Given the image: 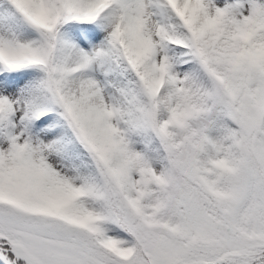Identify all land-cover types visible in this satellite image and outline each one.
Segmentation results:
<instances>
[{
	"label": "snow or ice",
	"instance_id": "6c2138e0",
	"mask_svg": "<svg viewBox=\"0 0 264 264\" xmlns=\"http://www.w3.org/2000/svg\"><path fill=\"white\" fill-rule=\"evenodd\" d=\"M0 264H264V0H0Z\"/></svg>",
	"mask_w": 264,
	"mask_h": 264
}]
</instances>
